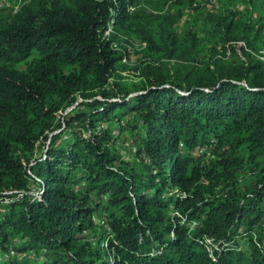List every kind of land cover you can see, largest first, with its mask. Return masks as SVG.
<instances>
[{"label":"trees","instance_id":"trees-1","mask_svg":"<svg viewBox=\"0 0 264 264\" xmlns=\"http://www.w3.org/2000/svg\"><path fill=\"white\" fill-rule=\"evenodd\" d=\"M148 1L0 10V264H264V0L202 35Z\"/></svg>","mask_w":264,"mask_h":264},{"label":"rangeland","instance_id":"rangeland-1","mask_svg":"<svg viewBox=\"0 0 264 264\" xmlns=\"http://www.w3.org/2000/svg\"><path fill=\"white\" fill-rule=\"evenodd\" d=\"M258 2L259 0H193L191 3L187 2L186 4H184L178 2L177 0H149L148 2H146V5L151 11L159 14L169 12L168 15L165 16L166 18L164 22L166 23V25H169L176 29L177 32L184 30L186 26H188V23H193L194 27L196 28V32L202 35L208 28V25L204 21L206 20V11L210 10L214 5H219L221 7L223 6L231 10L246 8L252 10L253 8L252 12L254 14L257 11L256 7L258 5ZM139 4L143 5L144 3L140 2ZM3 7L6 6L0 4V10H3ZM134 8V5H131L130 10H133ZM127 45V62H123L124 65L122 66V68H120L119 73L121 74L122 79L135 81L140 78L137 68L138 63L140 62V59L142 57L139 39L134 37L131 42H129V44H126L125 46ZM210 45L211 44H208V46L201 51V53L205 56H208L211 52V48H209ZM259 51L258 53H261V51L264 52V48ZM241 56H246V54L243 51L235 53L231 52V50H227V55H225L224 58L225 61L232 63L235 61L234 59ZM77 98L78 100H80V96L78 94ZM121 148L125 153L126 149L123 147Z\"/></svg>","mask_w":264,"mask_h":264},{"label":"built area","instance_id":"built-area-1","mask_svg":"<svg viewBox=\"0 0 264 264\" xmlns=\"http://www.w3.org/2000/svg\"><path fill=\"white\" fill-rule=\"evenodd\" d=\"M26 0H1L0 4L4 5V6H10L13 9H17L21 4H23ZM131 8V6H130ZM107 29L104 31V35H109V31L112 29L113 27V20H110L107 24ZM113 45L117 48H119L120 46L118 44H116L115 42L113 43ZM122 50V57L121 60L123 62H127V51L123 48H121ZM128 50V49H127ZM262 54L259 55L260 58L264 59V52L261 51ZM101 222H103V220H101ZM208 240V239H207Z\"/></svg>","mask_w":264,"mask_h":264}]
</instances>
